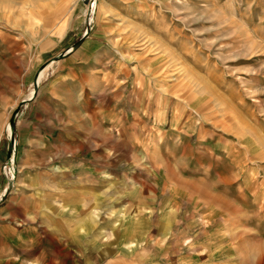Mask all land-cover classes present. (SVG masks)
I'll list each match as a JSON object with an SVG mask.
<instances>
[{"label":"rangeland","instance_id":"rangeland-1","mask_svg":"<svg viewBox=\"0 0 264 264\" xmlns=\"http://www.w3.org/2000/svg\"><path fill=\"white\" fill-rule=\"evenodd\" d=\"M73 104L109 135L81 148L54 219L18 222L37 237L1 264H264V0H0L12 196L33 179L23 126L42 143L33 176L59 181L70 154L43 141Z\"/></svg>","mask_w":264,"mask_h":264},{"label":"crops","instance_id":"crops-1","mask_svg":"<svg viewBox=\"0 0 264 264\" xmlns=\"http://www.w3.org/2000/svg\"><path fill=\"white\" fill-rule=\"evenodd\" d=\"M95 69L98 70L99 67H96ZM100 75V79H98V77H96V79L91 78L89 79V83L93 84L95 88L98 86L102 89L108 88L110 85L109 77L104 72L97 76ZM59 83L60 85H64L68 83V80L63 79L60 80ZM73 106L76 108L75 117L73 120L67 121V124L64 125L58 139L53 143H46L45 140L43 141V144L45 143L53 152H56L57 148H61L63 151H66V153L70 154H65L64 157L61 156L58 159L61 165L56 166V168L54 167L53 170H51L53 173H56V175H59V181H55L54 179L51 180V177L37 179L36 176H33V170L35 169L33 152L37 145H41L42 143L38 142L40 136L32 135L26 131L24 126L22 127L23 131L27 133V138L30 141L27 148L30 147L32 159L31 164L27 166H25L23 160H21L22 173L24 170L30 168V173L33 179L30 180L28 177L25 178L21 176L23 179H20L19 192L17 191L18 193L13 196V193L9 194L2 202H0V262L1 260H4V258L10 259L14 248L19 250L29 248L31 246V237H37L36 235L38 232L35 225L26 228L19 225L18 222H22V219L25 220L27 217L32 220L36 219L37 212L43 211V209V212H45L47 208H50L52 203H55L53 202L54 197L58 196L65 198L66 190L70 191L69 194H76L77 186H72L71 183L73 179L69 171L79 166L77 159L81 148L88 144L90 138L108 137L109 135V122L106 117L102 118L101 122L89 121V118H85V115H81L83 111L78 108L81 107L79 104H73ZM38 113H40V111H38ZM98 130L101 131V134L98 133ZM94 131H96V133H94ZM1 143L2 138L0 139V194L5 187L1 167L9 154V149L5 154H2ZM53 158L54 161L57 160L55 156ZM81 164L89 166L87 162H80V165ZM51 171L48 173L49 176L53 174ZM75 184L77 185V182H75ZM15 212L17 215L14 214ZM55 216L56 214H53L52 217L51 213L48 215L47 212L42 215L45 219L47 217L49 219H54ZM49 222L51 223V221ZM50 223L48 224L51 226ZM31 229L34 230V233L30 232Z\"/></svg>","mask_w":264,"mask_h":264},{"label":"built area","instance_id":"built-area-1","mask_svg":"<svg viewBox=\"0 0 264 264\" xmlns=\"http://www.w3.org/2000/svg\"><path fill=\"white\" fill-rule=\"evenodd\" d=\"M16 163V142H13L12 147H10V155L7 161L1 167L2 176L6 184L0 194V202H2L15 189L17 180Z\"/></svg>","mask_w":264,"mask_h":264},{"label":"bare ground","instance_id":"bare-ground-1","mask_svg":"<svg viewBox=\"0 0 264 264\" xmlns=\"http://www.w3.org/2000/svg\"><path fill=\"white\" fill-rule=\"evenodd\" d=\"M92 6L94 7V3H93ZM49 67H50V66H49ZM49 67L47 68V71H46L45 77L42 78V79L39 81V83H41V82L47 77ZM39 83H38V84H39ZM31 95H32V93H31ZM11 133H12V129H11Z\"/></svg>","mask_w":264,"mask_h":264},{"label":"trees","instance_id":"trees-1","mask_svg":"<svg viewBox=\"0 0 264 264\" xmlns=\"http://www.w3.org/2000/svg\"><path fill=\"white\" fill-rule=\"evenodd\" d=\"M34 95V94H33Z\"/></svg>","mask_w":264,"mask_h":264},{"label":"water","instance_id":"water-1","mask_svg":"<svg viewBox=\"0 0 264 264\" xmlns=\"http://www.w3.org/2000/svg\"><path fill=\"white\" fill-rule=\"evenodd\" d=\"M10 155V154H9Z\"/></svg>","mask_w":264,"mask_h":264}]
</instances>
